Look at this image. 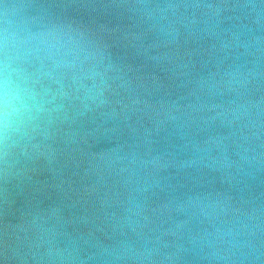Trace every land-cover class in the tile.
Returning <instances> with one entry per match:
<instances>
[{"label":"water","instance_id":"obj_1","mask_svg":"<svg viewBox=\"0 0 264 264\" xmlns=\"http://www.w3.org/2000/svg\"><path fill=\"white\" fill-rule=\"evenodd\" d=\"M0 264H264V0H0Z\"/></svg>","mask_w":264,"mask_h":264}]
</instances>
